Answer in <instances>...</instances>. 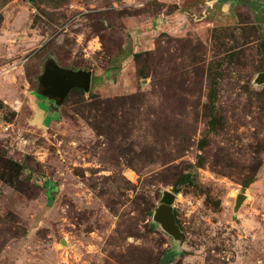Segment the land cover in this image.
I'll use <instances>...</instances> for the list:
<instances>
[{
	"label": "rangeland",
	"instance_id": "rangeland-1",
	"mask_svg": "<svg viewBox=\"0 0 264 264\" xmlns=\"http://www.w3.org/2000/svg\"><path fill=\"white\" fill-rule=\"evenodd\" d=\"M262 74L264 0H0V264H264Z\"/></svg>",
	"mask_w": 264,
	"mask_h": 264
},
{
	"label": "water",
	"instance_id": "water-1",
	"mask_svg": "<svg viewBox=\"0 0 264 264\" xmlns=\"http://www.w3.org/2000/svg\"><path fill=\"white\" fill-rule=\"evenodd\" d=\"M91 72L84 70H68L61 68L55 64H48L40 79L43 87L42 97L48 99H56L55 104H59L73 89H81L84 92L89 91L91 86ZM264 80V74L261 75ZM173 196L167 193L163 199V204L158 210V217L162 221L163 226L171 233H176L178 228L175 224L170 203ZM244 200L243 195H239L236 199V207H239Z\"/></svg>",
	"mask_w": 264,
	"mask_h": 264
},
{
	"label": "flooded vegetation",
	"instance_id": "flooded-vegetation-1",
	"mask_svg": "<svg viewBox=\"0 0 264 264\" xmlns=\"http://www.w3.org/2000/svg\"><path fill=\"white\" fill-rule=\"evenodd\" d=\"M40 96H41V94H40ZM45 99H48V98H44V100ZM52 101H54V100H52ZM32 116H33V118L31 119V121L33 123L37 122V123L42 124V125H47L50 121V117L45 115L44 111L37 108L35 105L33 107V115Z\"/></svg>",
	"mask_w": 264,
	"mask_h": 264
},
{
	"label": "crops",
	"instance_id": "crops-1",
	"mask_svg": "<svg viewBox=\"0 0 264 264\" xmlns=\"http://www.w3.org/2000/svg\"><path fill=\"white\" fill-rule=\"evenodd\" d=\"M32 118H33V116H32ZM32 118H31V119H32ZM34 123H36L37 125L42 126V127L46 126V125L39 124V123H37V122H34Z\"/></svg>",
	"mask_w": 264,
	"mask_h": 264
}]
</instances>
